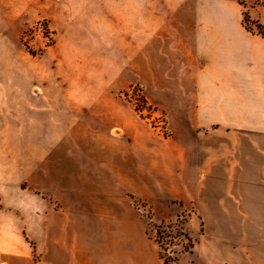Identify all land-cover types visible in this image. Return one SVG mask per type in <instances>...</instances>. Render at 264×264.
<instances>
[{
    "label": "crops",
    "instance_id": "crops-1",
    "mask_svg": "<svg viewBox=\"0 0 264 264\" xmlns=\"http://www.w3.org/2000/svg\"><path fill=\"white\" fill-rule=\"evenodd\" d=\"M171 1L144 8V25L118 10L92 33L82 19L61 26L82 34L61 49L87 51L46 57L30 76L44 152L14 156L0 183V264H163L131 199L159 218L205 199L211 223L232 212L217 201L264 176V37L244 21L264 26V0ZM135 84L169 137L122 99Z\"/></svg>",
    "mask_w": 264,
    "mask_h": 264
},
{
    "label": "rangeland",
    "instance_id": "rangeland-1",
    "mask_svg": "<svg viewBox=\"0 0 264 264\" xmlns=\"http://www.w3.org/2000/svg\"><path fill=\"white\" fill-rule=\"evenodd\" d=\"M166 1L177 4L171 0H0V183L11 179L8 170L14 156L27 164L30 154L44 152L43 145L34 143L40 132L38 125L44 123L45 117L31 109L30 76L44 73L47 66L42 61L46 57L69 56L70 51L80 57L86 54L81 47L61 49L58 44L62 35L68 41L82 35L74 30L62 33L61 26L82 19L86 21L80 27L82 32L92 33L91 25L100 12L118 10L132 11V20L142 17L144 25V8L165 10ZM244 6L246 9L248 4ZM244 21L248 29H256L257 23L249 17ZM39 24L48 28L49 39L43 37L41 27L37 29ZM132 87L122 95L127 102ZM249 182L250 192L231 194L233 199L227 204L217 201L218 206L229 207L232 212L224 218H213L211 223L205 221L206 208L212 202L205 199L186 205L176 202V212L165 218L157 216L150 202L134 198L131 202L149 239L163 255V264L169 251L178 253L180 264H264V176L250 178ZM162 221L179 222L176 224L182 225L193 241L192 249L186 252V241H176L175 246L174 242L170 244V238L160 239L161 249L158 227Z\"/></svg>",
    "mask_w": 264,
    "mask_h": 264
},
{
    "label": "built area",
    "instance_id": "built-area-1",
    "mask_svg": "<svg viewBox=\"0 0 264 264\" xmlns=\"http://www.w3.org/2000/svg\"><path fill=\"white\" fill-rule=\"evenodd\" d=\"M239 1L243 2L245 5L249 0H239ZM40 27L43 37L49 39L50 32L48 28L46 26L43 27V24H39L37 29H40ZM131 89L132 90L130 94L127 96V98H128V102L132 105L137 116L158 135L163 137H169L170 129L166 114L160 111V109L157 106H154L148 101V99L145 97L144 89L142 87L134 86ZM162 223L165 224L172 223L175 226H179L180 228H182L181 227L182 225L181 226L178 225L179 222L163 221ZM172 240L173 239L170 240V244H172L171 243ZM176 241L177 239H174L175 246H177Z\"/></svg>",
    "mask_w": 264,
    "mask_h": 264
},
{
    "label": "trees",
    "instance_id": "trees-1",
    "mask_svg": "<svg viewBox=\"0 0 264 264\" xmlns=\"http://www.w3.org/2000/svg\"><path fill=\"white\" fill-rule=\"evenodd\" d=\"M256 31L261 34L264 37V26L261 24H257L256 25ZM158 235H159V245L161 247V249H164L162 246L161 240H164L166 238H170L173 239L171 241V243L174 242V239H177V241H186L187 242V246H186V252L187 249H192L193 247V241L190 238V236L184 231L183 228H180L179 226H175L174 224L170 223V224H165L162 223L159 227H158ZM161 239V240H160ZM165 244V243H164ZM160 258L163 259V255ZM178 253L177 252H169L168 253V257L167 259H165L164 264H180V260L178 257Z\"/></svg>",
    "mask_w": 264,
    "mask_h": 264
}]
</instances>
